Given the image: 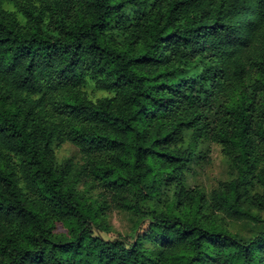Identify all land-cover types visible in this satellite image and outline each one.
Here are the masks:
<instances>
[{
  "label": "trees",
  "instance_id": "1",
  "mask_svg": "<svg viewBox=\"0 0 264 264\" xmlns=\"http://www.w3.org/2000/svg\"><path fill=\"white\" fill-rule=\"evenodd\" d=\"M0 264H264V0H0Z\"/></svg>",
  "mask_w": 264,
  "mask_h": 264
},
{
  "label": "rangeland",
  "instance_id": "2",
  "mask_svg": "<svg viewBox=\"0 0 264 264\" xmlns=\"http://www.w3.org/2000/svg\"><path fill=\"white\" fill-rule=\"evenodd\" d=\"M96 97L102 96L101 92H94ZM190 132L183 133L182 148L189 143ZM56 160L63 163L66 160L73 162L78 160L77 150L70 144L60 145L56 151ZM230 177L228 160L223 155L219 146L208 143H200L191 151L188 170L185 172V184L188 188H196L209 194L217 187L219 182L227 181ZM94 197L95 193H90ZM104 229L95 227L94 234L100 235L106 240L123 239L131 241L133 238V223L135 217L129 213L109 208L104 213Z\"/></svg>",
  "mask_w": 264,
  "mask_h": 264
}]
</instances>
